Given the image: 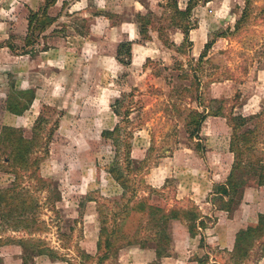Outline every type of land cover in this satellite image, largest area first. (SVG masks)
Masks as SVG:
<instances>
[{
  "label": "rangeland",
  "instance_id": "374dc122",
  "mask_svg": "<svg viewBox=\"0 0 264 264\" xmlns=\"http://www.w3.org/2000/svg\"><path fill=\"white\" fill-rule=\"evenodd\" d=\"M187 1L179 0L180 6L184 8ZM158 3L155 12L160 15L166 9ZM246 4V0H212L199 3L194 9V19L198 27L191 32L193 47L188 56L180 55L165 46L157 33H153L155 39L153 37L154 40L147 41L151 55L149 58L152 61L145 67L131 64L124 65L122 70L116 72L109 71L110 76H103V72L98 73V77L94 73L96 76L87 79L80 76L72 81L66 93L55 96L56 100L44 98L42 105L39 104L36 109V117L32 121L25 120V129L19 127L23 129L24 136L30 138L34 122L43 105L50 107L46 110V116L51 119L47 125L48 130L57 124L49 142L48 153L45 152L37 172L49 185L44 188L40 186L37 194L44 202L41 218L47 223L42 236H46L52 246L58 247L60 244L59 230L70 233V227L73 226V242L89 253H96L100 226L98 204L96 201L84 199L92 196L96 199L104 197L119 200L122 195V187L105 170V164L114 156V145L112 140L104 139L101 134L104 129H112L119 120L112 108L115 99L122 93L135 90L134 104L137 109L133 110L131 118L136 126L143 124L134 129L132 155L142 159L152 147L151 166L145 175L147 186H141L139 194L148 196L151 203L160 206L187 207L192 203L196 204L206 220L208 219L209 227H199L201 233L194 237L190 235L185 223L172 222L173 254L170 258L178 259L179 264H185L184 261L200 264L197 261L199 258L205 260L203 264H234L229 258L231 251L209 247L205 239L201 244L204 232L216 223V216L213 211L209 215L204 214L200 204L190 194L183 193L181 188L199 186L198 183L211 186L208 201L212 209L224 211L216 208L212 198L215 185L226 181L234 161V155L229 151L230 127L226 118L210 115L203 125L201 141L190 138L184 121L187 114L184 107H198L202 110V105L213 109L223 106L226 114L231 111L243 115L261 113L252 126L259 124L257 148L259 152H264V0H251L247 26L242 31L226 37H215V32L235 29L236 21L241 17ZM52 16H57V22L59 15ZM45 32L40 38L44 37ZM169 36L177 44L183 38L179 30L173 29H169ZM211 38H216V41L206 57L207 63L198 70L203 75L201 86L197 88L196 75H193L197 67L196 60L205 43ZM107 68L110 70L109 66ZM185 70L191 74L189 79H183L180 75ZM139 92L142 94H138ZM197 94L202 102L200 107L196 100ZM36 95L37 98V92ZM142 103L146 105L144 109L140 107ZM35 108L33 107L34 110ZM4 124L9 125L0 119V130ZM197 141L202 144L200 149L195 147ZM4 170L0 169V187L11 184L15 179L14 172ZM31 184H35V179ZM248 186H257L263 190L257 193V203L262 206L264 187L258 186L252 180L245 189ZM31 187L36 189L38 186ZM149 187L156 191L151 192ZM141 215L134 211L130 213L125 226L127 232H133L142 218ZM9 235L23 236L24 233L9 230L5 236ZM7 245L16 244L6 241L4 246ZM3 247L0 251L5 258V264H21L22 253L16 258L8 257L3 254ZM137 248L150 251L138 245L130 246L121 251L116 264H134L130 256L139 257L151 264L154 254L153 257L151 254L141 255ZM128 250L137 253L126 255ZM260 254L261 246L258 245L245 264H264V256ZM164 258L161 259V264ZM38 262L67 264L63 261H51L46 257L40 258Z\"/></svg>",
  "mask_w": 264,
  "mask_h": 264
},
{
  "label": "trees",
  "instance_id": "16d2710c",
  "mask_svg": "<svg viewBox=\"0 0 264 264\" xmlns=\"http://www.w3.org/2000/svg\"><path fill=\"white\" fill-rule=\"evenodd\" d=\"M210 1L212 0H188L182 8L179 0H160L158 5L166 9V12L162 13L163 16L155 11L146 14L137 13L136 21L140 35L137 41L145 43L153 39V33H157L165 46L174 49L180 55L188 56L193 47L191 32L198 27L194 19V9L199 3ZM56 2L57 0H45V4L40 9L29 11L25 46L35 45L42 33L56 22L57 16H52L50 13ZM246 3L241 17L236 21L235 29L215 32V37H226L242 31L247 26L246 20L249 16L251 0H246ZM169 29L179 30L182 33L183 38L180 44L170 39ZM215 41L216 38L208 40L196 60L198 68H195L193 75H196L197 88L201 86V75H203L199 74L198 70L204 63H207L208 58L206 57ZM134 42L124 40L118 45L116 58L125 66L132 64ZM151 61L152 59L147 58L143 66L145 67ZM180 75L183 79L191 77L190 72L186 70ZM135 95L134 90L122 93L115 99L112 108L119 120L112 129H104L101 134L104 139L112 140L114 145V156L110 162L105 164V170L122 187V195L119 200L104 197L96 199L92 196L84 199V201H96L98 204L100 226L95 254L87 252L79 244L73 242L75 229L73 226L70 227V233H62L59 230L60 244L58 247L52 246L50 240L42 236L47 223L41 218L40 213L44 202L37 194V189L40 186L44 188L49 185L48 181L37 172L40 162L48 153L52 133L57 127L55 123L49 130L47 128L51 119L46 116V110L50 107L43 105L34 122L33 134L30 138L24 136L22 128L5 124L1 126L0 169L14 172L15 179L11 184L0 187V249L6 241L20 245L23 249L20 257L21 264H42L38 262L42 257L51 261H63L67 264H116L122 250L138 245L142 249H149L153 252L155 257L151 264H161L162 258L173 254L171 249L173 221L185 223L193 237L201 233L199 227L202 229L209 227L208 219L206 220V216L196 204L192 203L187 207L160 206L151 203L148 196L139 194L140 187L147 186L145 175L151 166L150 150L152 151V147L142 159L132 155L134 129L143 124L136 126L131 118L133 110L137 109L134 104ZM7 96L24 109H30L37 95L35 89L18 90L11 86ZM196 100L200 107L202 105L200 95L197 94ZM145 106V103L140 105L141 109ZM202 106L204 107L202 110L198 107H184L187 111L184 117L186 131L190 138H197L201 141L203 125L210 115L226 118L230 127L229 151L233 153L234 161L226 181L215 185L212 201L217 209L227 211L231 215L242 203L248 182L252 180L258 186L264 187V152H259L257 148L259 124L252 126L261 113L243 115L231 111L226 114L223 106L214 109ZM195 145L200 149L202 144L197 141ZM33 179H35L34 185L31 184ZM31 186L38 187L34 189ZM149 189L151 192L156 191L152 187ZM132 211L141 213L142 218L133 232H127L125 226ZM9 230L22 231L24 235L5 236ZM203 242L204 236L201 238V244ZM258 245L261 246L260 256H264V213L259 214L255 226H247L237 232L234 248L229 258L234 264H245L253 256V250ZM197 261L200 264L205 262L201 258ZM0 264H5L1 251Z\"/></svg>",
  "mask_w": 264,
  "mask_h": 264
},
{
  "label": "crops",
  "instance_id": "0c3cea01",
  "mask_svg": "<svg viewBox=\"0 0 264 264\" xmlns=\"http://www.w3.org/2000/svg\"><path fill=\"white\" fill-rule=\"evenodd\" d=\"M158 1L57 0L50 13L59 15L58 21L36 45L25 46L28 13L40 9L45 0H0V119L6 124L25 129V120L32 121L36 117V109L39 104L42 105L44 98L56 100L55 96L66 93L74 79L80 76L87 79L96 76L94 73L98 77V73L102 72L103 76H110L109 71L122 70L124 65L116 58L121 41H135L132 65H143L151 55L148 52L149 43L137 41L140 35L136 15L155 11ZM90 72H93L92 75ZM12 85L21 90L36 89L38 97L32 108L24 109L8 98L7 93ZM33 107H36L35 110ZM198 184L181 188L183 193L190 194L200 204L204 214L209 215L213 211L216 216V223L204 232L206 244L232 251L237 232L249 225H256L258 214L264 212V204L259 206L257 203V193L263 190L257 186L246 187L242 203L233 215H229L225 211L213 210L208 201L211 186ZM137 249L141 255L151 254L153 257L152 251ZM2 252L16 258L22 249L18 245H7ZM133 253L137 251L128 250L126 255ZM131 259L134 264H147L139 257L130 256ZM178 262V259L170 257L163 259V264Z\"/></svg>",
  "mask_w": 264,
  "mask_h": 264
}]
</instances>
